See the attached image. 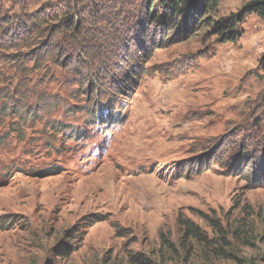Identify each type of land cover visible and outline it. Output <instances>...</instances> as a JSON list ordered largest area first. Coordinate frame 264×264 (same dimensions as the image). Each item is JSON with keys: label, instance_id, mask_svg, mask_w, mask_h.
<instances>
[{"label": "rangeland", "instance_id": "obj_1", "mask_svg": "<svg viewBox=\"0 0 264 264\" xmlns=\"http://www.w3.org/2000/svg\"><path fill=\"white\" fill-rule=\"evenodd\" d=\"M247 1L218 0L211 15ZM146 2L0 0V264H264V21L248 15L235 43L210 29L175 39ZM72 14L76 35L68 23L50 43L46 24ZM85 46L92 65L73 56ZM129 48L139 77L116 100L122 119L92 127L82 80ZM81 125L83 140H61ZM186 219L223 247L187 239L182 251ZM160 234L177 255L158 253Z\"/></svg>", "mask_w": 264, "mask_h": 264}, {"label": "trees", "instance_id": "obj_2", "mask_svg": "<svg viewBox=\"0 0 264 264\" xmlns=\"http://www.w3.org/2000/svg\"><path fill=\"white\" fill-rule=\"evenodd\" d=\"M217 1L218 0H147L144 15H146L148 20H151L152 22L156 21L158 18H161L163 24L166 27V32L167 34H169V36L174 31L176 32L177 35L173 37L175 39L181 38L182 40H187L197 34L198 31L210 29L211 31L209 34L211 36H216V39L223 43H235L237 41V38L239 36L238 30L241 26L242 21L246 19L248 15L254 16L264 21V0H248L239 8L237 13L220 15L215 18L211 15V11L218 7L219 4L217 3ZM68 16L69 15L62 16L61 19L57 18L56 20L52 21L50 25L46 24L49 29L51 27H54L53 29H50L53 31V34L50 37V43L54 42L57 30H59L60 27L66 26L68 23L71 28V33L73 35H76V28L78 24H76L74 19L77 21L78 15L72 14L71 16ZM61 20H66V22H64L63 25H57V22H60L59 24H61ZM42 24L44 23L42 22ZM180 32H182L183 34H180ZM24 37L27 38V36ZM137 42H139V40ZM40 43L42 46H48L46 42L42 43V40L34 45H38ZM138 44L139 43H137L136 46ZM59 49H62V47H60ZM83 51L87 52L85 47L83 48ZM137 53L139 54V61H143L146 55L144 54V52L140 51L139 47L137 48ZM55 54L58 53L54 52V55ZM83 55H86V53ZM46 56L50 58L52 56L51 52H49ZM20 58L21 57L19 55L13 56L14 61L18 62V69L21 71L23 61ZM86 60L91 61V57L86 58ZM126 60L127 62L125 63V65L123 64L124 68H126V66H128V64H130V62H132L134 58L132 59L131 57H128ZM55 62L61 64L63 63L62 59H57ZM260 67L262 74H264V52L261 55ZM110 72L106 75H110ZM261 147H264V144ZM249 168H251L250 165L245 164V169L250 170ZM8 221L9 220H4L0 223L2 225H7ZM209 224L211 225L212 229L217 231L216 228L219 226L216 223L212 224L209 222ZM182 225L184 226L185 231L182 233V239L178 243L182 251L187 250L188 252L190 248V246H188L186 249L187 239H193L198 243V245H202V247L204 248H208L209 246H211V248L214 249H221L223 247L222 243L225 240L223 239L224 237H218L220 241L216 242L218 243V246L214 247L212 246L213 244H211L213 242V238H207L205 233L197 224H194L186 219L182 221ZM68 234L69 232L67 230L66 232H62L63 238L61 240L65 239L64 243H66V245H59L58 249L54 251L57 254L62 255L64 253H67L71 248V243L68 242V240H70ZM159 238L160 242L159 248L157 249L158 253L164 250L171 253V255L178 254L177 250L173 247V244L168 241V238H165L163 234H160ZM258 239L259 241L264 243V233L260 237H258ZM59 249H61V252ZM133 258L134 259L129 261V264H158L155 260H152L151 258L146 256V254L135 255ZM102 264L106 263L103 262Z\"/></svg>", "mask_w": 264, "mask_h": 264}]
</instances>
